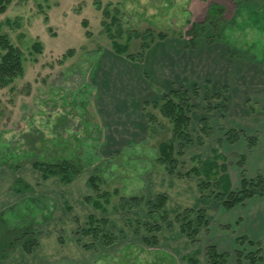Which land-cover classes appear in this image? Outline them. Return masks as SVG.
I'll return each mask as SVG.
<instances>
[{
  "label": "rangeland",
  "instance_id": "1",
  "mask_svg": "<svg viewBox=\"0 0 264 264\" xmlns=\"http://www.w3.org/2000/svg\"><path fill=\"white\" fill-rule=\"evenodd\" d=\"M160 33L166 38L180 36L188 47L194 43L192 48L197 42L224 48L226 57L236 60L237 69L243 71L241 75L247 74L250 89L246 92L239 84L237 90L247 98L251 111L264 116V0H12L6 12L0 14V35H6L22 52L25 69L22 78L0 88V164L7 154L13 157L26 152L24 134L40 132L48 140L45 149L51 158L75 154L87 166L74 183L65 186L57 178L44 181L32 167L31 158L16 172L0 165V213L15 206L12 213L7 211V226L31 223L38 243L31 252L17 244L0 264H193L188 258H194L195 264H209L205 250L214 245L211 229L223 226L212 217L223 207L216 196L227 188L238 190L242 172L247 179L264 175L247 176L246 151L239 154V150L229 147L240 139L245 141L243 137L234 143L226 141L229 130L222 123L228 99L226 88L222 93L201 94L199 88L197 94L189 92L193 144L184 146L182 154L176 155L177 169L172 174L181 181H194L198 187L199 179L194 174L185 176L191 169L202 168L205 160L215 156L217 164L227 166L230 177L222 180V190H209L207 194L212 198L207 206L201 201L189 207L195 211L205 209L209 219L206 228L198 229L196 241L181 242L183 237L175 235L180 229L175 217L184 209L168 212L167 204L168 221L160 224V231L151 233L144 226L145 222L152 223L147 219V203L157 195L137 191L133 184L137 185L147 169L159 168L168 174L157 162L152 165L158 158L159 144L167 141L165 129L169 128L158 110H148L157 119L155 134H150L147 143L134 153L109 157L99 154L101 129L90 110L91 88L86 83L94 53L103 46L111 47L112 36L114 42L128 46L129 54H137L151 38L152 45L161 41ZM68 51L72 54L64 57ZM250 71L258 75L254 77ZM247 149L252 148L247 145ZM13 161L17 163L14 157ZM94 172L100 176L101 191L118 193L106 213L86 200L95 195L87 185ZM18 178L29 184L31 191L16 193L14 183ZM132 196H142L143 203L121 209L119 198ZM90 216L107 220L105 229L116 238L114 244L105 246L101 240L81 235ZM215 232L213 229L212 234ZM1 233L0 230V236ZM152 237L156 238L154 244L149 243ZM175 237L178 253L170 256L169 244ZM0 240L3 242L1 237ZM90 244L94 247H83ZM237 247L245 260L256 254L264 264L262 248L259 253L257 246L247 242L237 243ZM197 251L202 261L195 256Z\"/></svg>",
  "mask_w": 264,
  "mask_h": 264
},
{
  "label": "crops",
  "instance_id": "2",
  "mask_svg": "<svg viewBox=\"0 0 264 264\" xmlns=\"http://www.w3.org/2000/svg\"><path fill=\"white\" fill-rule=\"evenodd\" d=\"M242 72L237 69L236 60L226 57L221 46L197 42L196 47L192 48L180 36L165 38L151 45L141 63L133 62L124 54L117 53L112 46L101 47L94 53L86 77V83L91 88L90 110L101 129L99 154L109 157L129 151L134 153L137 148L147 143L150 133L146 112L154 109L146 104L161 101L164 94L175 89L191 92L195 86L201 90V94L220 93L226 88L228 99L224 106L223 125L228 130L242 131L249 137L257 136V143L252 149H247L246 141L241 139L229 144V147L239 150V154L246 151L244 155L247 176L264 173V116L251 111L247 98L237 90L239 84L246 92L250 89L246 82L247 74L241 75ZM250 73L255 74L251 71ZM256 75L258 74L253 76ZM167 123L169 128L165 129V134H168V141L171 138L172 125L168 120ZM154 162L155 159L153 166ZM162 171L159 168L145 170L137 185L133 184L134 189L149 195L165 194L168 199V212L192 208L201 203V195L194 181H181L178 175H169ZM87 185L93 190L89 182ZM217 210L211 216L215 218L214 222L217 221L225 228L222 226L211 229L214 246L221 253L229 254L227 264H251L245 259L241 263L237 261V238H247L261 245L264 251V195L250 198L230 210L224 207ZM213 229L216 230L214 235ZM178 232L175 235L183 237L180 241L187 242L188 238L180 229ZM177 241L175 237L169 244L170 256L178 253ZM201 255L197 251L195 256L199 258ZM199 260L202 261L200 258ZM256 264L263 263L258 261Z\"/></svg>",
  "mask_w": 264,
  "mask_h": 264
},
{
  "label": "trees",
  "instance_id": "3",
  "mask_svg": "<svg viewBox=\"0 0 264 264\" xmlns=\"http://www.w3.org/2000/svg\"><path fill=\"white\" fill-rule=\"evenodd\" d=\"M11 3L12 0H0V14L6 12ZM87 35L89 36L88 33ZM110 37L112 47L117 53L124 54L131 61L138 63H141L144 60L146 51L151 47L154 41V39L151 38L149 43H143L141 45L140 52L137 54H129L128 46L114 42L113 37ZM158 37L160 40L166 38V36L162 33H160ZM193 46H195L194 43L192 47ZM38 52H41V50H38ZM68 54H72V52L68 51L64 57ZM24 71L22 52L9 41L6 35H0V88H6L12 85L16 79L22 78ZM197 91L198 87L195 86L192 92L197 94ZM146 106H151L154 110H158L161 117L168 120L172 125L171 138L168 141L161 142L158 146L159 155L156 162L160 166L164 167V170L168 174H175L178 164L176 155L180 156L182 154L184 146L193 144L189 133L191 113L193 111L190 93L187 90L175 89L163 96L161 101L147 103ZM146 117L149 124V133L154 135L157 119L155 116L150 114V112H146ZM206 121V118L202 119L203 124H205ZM204 130L205 129L203 127L202 131ZM37 133L38 135L34 133L24 134L22 136L28 149L26 152L20 154V156H13L17 162L16 164L15 161H13V157L7 154V158L2 157V164L0 165L6 166L13 170V172H16L27 158H31L29 160L32 167L41 174V178L44 181L51 178H57L62 185L72 183L82 173L85 167H87L86 164H84L75 154L70 155L69 157L51 158L53 156L48 154L45 149V144L48 140H45L43 134L40 132ZM225 137L226 141L229 143H234L243 137L250 148H253L257 143L256 136H246L242 131L236 129H230L226 133ZM39 144L41 145L40 148H38ZM216 157L217 156H215V159L213 160H205V162H203L204 164L202 163V168L194 167L185 174V176L194 174L199 179L198 190L201 195V201L205 206L209 204L212 198L211 194H207L209 190L217 188L220 189L221 185L223 187L222 180H229L227 166L217 164ZM7 161H9V163H7ZM200 169H202L205 179L201 178ZM211 175H213V177H211ZM88 182L93 188L95 195L87 197V202H89L96 210L106 213L108 211L107 206L111 203L112 197L118 195L117 191L115 190L113 193L109 191H101L100 176L95 172L90 176ZM31 189L32 187L25 183L22 179L18 178L14 183V190L18 194L31 191ZM227 189L222 192L221 196L218 194L216 197L220 198L223 207L226 210H230L240 204H243L250 198L261 197L264 195V175H258L254 179H247L242 172L240 188L236 191ZM213 192L214 190L212 193ZM167 200V196L162 194L152 197V199L147 203L149 208L148 216L152 223L145 222L144 226L149 232L155 233L160 231V224L168 221V213L166 210ZM143 201L144 198L142 196L119 198V203H121L120 208L123 210L140 206ZM14 208L15 206L0 213V230L3 232L1 233L2 236H0L3 240V242H0V260L4 258L7 255L6 253L17 244L20 245L26 252H31V250L38 244L31 223L26 225L22 224L16 228H10L7 226L5 216L7 211L12 213ZM193 215H195V219H193ZM175 222L180 225L181 233L194 242L196 241L198 235V229L202 227L206 228L209 224V219L206 210L203 208L196 211L191 208H186L175 217ZM106 224L107 220L105 218L97 219L96 217L90 216L87 220L86 227L81 230V235L91 236L94 241L101 240L103 245L111 246L115 243L116 238L105 229ZM155 241L156 238L152 237L151 242L149 243L154 244ZM245 242L252 246L256 245L258 247V252L261 253L262 249L258 244L252 243L244 237L237 238L238 244L243 245ZM83 247L89 249L93 248L94 245H84ZM205 255L209 264H227L229 256L228 253L219 252L214 245L207 246ZM236 256L238 262H241L244 259L240 251H236ZM245 258L251 264H256L259 261V259L256 258V254H250ZM188 259L189 262L195 264L196 260L194 258Z\"/></svg>",
  "mask_w": 264,
  "mask_h": 264
}]
</instances>
